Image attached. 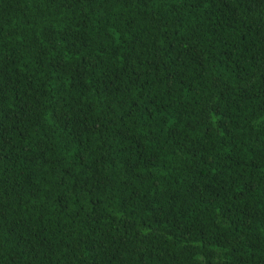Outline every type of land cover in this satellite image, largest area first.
I'll list each match as a JSON object with an SVG mask.
<instances>
[{"label": "trees", "instance_id": "16d2710c", "mask_svg": "<svg viewBox=\"0 0 264 264\" xmlns=\"http://www.w3.org/2000/svg\"><path fill=\"white\" fill-rule=\"evenodd\" d=\"M0 264H264V0H0Z\"/></svg>", "mask_w": 264, "mask_h": 264}]
</instances>
